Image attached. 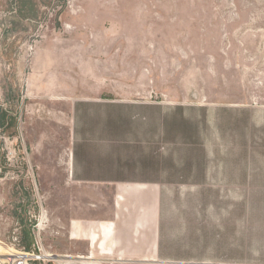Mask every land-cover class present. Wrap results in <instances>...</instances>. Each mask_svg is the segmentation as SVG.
Returning <instances> with one entry per match:
<instances>
[{
  "label": "rangeland",
  "instance_id": "1",
  "mask_svg": "<svg viewBox=\"0 0 264 264\" xmlns=\"http://www.w3.org/2000/svg\"><path fill=\"white\" fill-rule=\"evenodd\" d=\"M35 76L135 100L124 114L163 99L181 141L206 131L234 157L237 119L264 114V0H0V241L49 252L71 108L29 90Z\"/></svg>",
  "mask_w": 264,
  "mask_h": 264
},
{
  "label": "crops",
  "instance_id": "2",
  "mask_svg": "<svg viewBox=\"0 0 264 264\" xmlns=\"http://www.w3.org/2000/svg\"><path fill=\"white\" fill-rule=\"evenodd\" d=\"M41 79L28 89L71 108L47 264H264L259 109L237 119L233 157L206 145V131L199 146L193 130L181 141L163 99L138 100L143 110L124 114L117 102L135 100L80 96L78 82Z\"/></svg>",
  "mask_w": 264,
  "mask_h": 264
},
{
  "label": "built area",
  "instance_id": "3",
  "mask_svg": "<svg viewBox=\"0 0 264 264\" xmlns=\"http://www.w3.org/2000/svg\"><path fill=\"white\" fill-rule=\"evenodd\" d=\"M20 236L16 234L10 242L2 241V249H0V264H33L35 261H48L52 257V253L46 252L45 247L35 243L34 247L27 249L18 246Z\"/></svg>",
  "mask_w": 264,
  "mask_h": 264
},
{
  "label": "bare ground",
  "instance_id": "4",
  "mask_svg": "<svg viewBox=\"0 0 264 264\" xmlns=\"http://www.w3.org/2000/svg\"><path fill=\"white\" fill-rule=\"evenodd\" d=\"M0 249H2V242L0 241Z\"/></svg>",
  "mask_w": 264,
  "mask_h": 264
},
{
  "label": "trees",
  "instance_id": "5",
  "mask_svg": "<svg viewBox=\"0 0 264 264\" xmlns=\"http://www.w3.org/2000/svg\"><path fill=\"white\" fill-rule=\"evenodd\" d=\"M49 264H52V263H49Z\"/></svg>",
  "mask_w": 264,
  "mask_h": 264
}]
</instances>
